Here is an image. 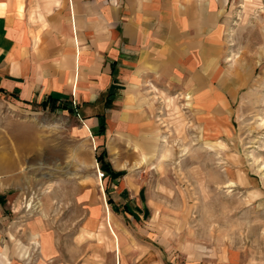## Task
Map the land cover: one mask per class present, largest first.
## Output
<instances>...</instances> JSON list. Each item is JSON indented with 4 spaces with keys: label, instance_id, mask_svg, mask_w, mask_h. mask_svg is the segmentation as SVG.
Masks as SVG:
<instances>
[{
    "label": "rangeland",
    "instance_id": "rangeland-1",
    "mask_svg": "<svg viewBox=\"0 0 264 264\" xmlns=\"http://www.w3.org/2000/svg\"><path fill=\"white\" fill-rule=\"evenodd\" d=\"M149 8L163 36L139 85L100 98L102 135L89 111L0 108V247L24 264L106 240L82 227L109 211L165 264H264V0Z\"/></svg>",
    "mask_w": 264,
    "mask_h": 264
},
{
    "label": "crops",
    "instance_id": "crops-1",
    "mask_svg": "<svg viewBox=\"0 0 264 264\" xmlns=\"http://www.w3.org/2000/svg\"><path fill=\"white\" fill-rule=\"evenodd\" d=\"M151 15L149 0H0V108L69 101L78 114L89 111L86 130L102 135L100 98L113 100L115 85H139L144 52L163 36L148 33ZM109 214L110 227L93 228L90 221L82 227L106 240L78 248L64 263H52L53 243L44 242V256L33 264H165L150 247L129 240ZM6 249L0 247V264H24Z\"/></svg>",
    "mask_w": 264,
    "mask_h": 264
},
{
    "label": "trees",
    "instance_id": "trees-1",
    "mask_svg": "<svg viewBox=\"0 0 264 264\" xmlns=\"http://www.w3.org/2000/svg\"><path fill=\"white\" fill-rule=\"evenodd\" d=\"M58 103H59V104H58ZM41 104H42L43 106H48V105H50L51 109L62 108V109H64V110L66 109V110H68L69 112H72V113H75V112H76V109H75V108L61 106V105H60V102H58V100H56V99H52V98H48L47 100L43 101ZM104 128H105V124H104V122H102L101 125L99 126V130H100V132H102Z\"/></svg>",
    "mask_w": 264,
    "mask_h": 264
}]
</instances>
